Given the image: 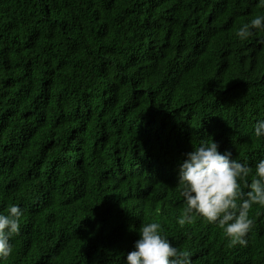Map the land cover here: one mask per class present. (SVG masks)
Returning a JSON list of instances; mask_svg holds the SVG:
<instances>
[{"label":"trees","instance_id":"1","mask_svg":"<svg viewBox=\"0 0 264 264\" xmlns=\"http://www.w3.org/2000/svg\"><path fill=\"white\" fill-rule=\"evenodd\" d=\"M257 14V0H0V213L23 209L0 264H124L152 221L191 264H264V208L246 247L176 223L178 167L202 139L253 172L264 156V43L235 36Z\"/></svg>","mask_w":264,"mask_h":264},{"label":"clouds","instance_id":"2","mask_svg":"<svg viewBox=\"0 0 264 264\" xmlns=\"http://www.w3.org/2000/svg\"><path fill=\"white\" fill-rule=\"evenodd\" d=\"M257 3L264 9V0ZM260 33H264V15L257 14L241 24L235 36L247 42L255 35L264 43ZM254 135L264 139V118L256 121ZM209 137L184 153L179 164L176 185L184 207L176 223L184 228L201 218L218 226L232 246L246 247L254 225L250 210L254 205L264 208V156L256 161L253 172L246 160L233 158L227 149L221 152L218 142ZM22 216L18 204L0 213V260L13 254L12 239L21 232ZM135 231L139 238L125 255L124 264H191L190 253L178 248L158 221L141 223Z\"/></svg>","mask_w":264,"mask_h":264}]
</instances>
